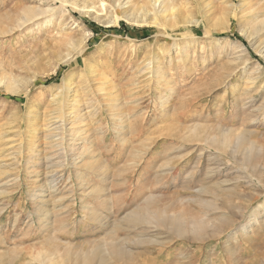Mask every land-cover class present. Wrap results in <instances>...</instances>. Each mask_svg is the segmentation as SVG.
Returning a JSON list of instances; mask_svg holds the SVG:
<instances>
[{
  "label": "rangeland",
  "instance_id": "obj_1",
  "mask_svg": "<svg viewBox=\"0 0 264 264\" xmlns=\"http://www.w3.org/2000/svg\"><path fill=\"white\" fill-rule=\"evenodd\" d=\"M68 1L0 0V264H84L112 239L149 264H264V0ZM150 198L183 237L129 223Z\"/></svg>",
  "mask_w": 264,
  "mask_h": 264
},
{
  "label": "bare ground",
  "instance_id": "obj_2",
  "mask_svg": "<svg viewBox=\"0 0 264 264\" xmlns=\"http://www.w3.org/2000/svg\"><path fill=\"white\" fill-rule=\"evenodd\" d=\"M59 1V0H58ZM68 0H61V2H67ZM149 1V0H148ZM165 1V0H164ZM69 2V1H68ZM157 2H161V0H154V3ZM152 3V2H151ZM241 8L246 11V12H252V7L250 2H248V0H244L241 3ZM75 7L78 8V4L74 3L73 4ZM155 5V4H153ZM160 6V5H159ZM156 8V5L153 6ZM158 7V6H157ZM165 8V7H164ZM85 9V8H84ZM94 10V9H92ZM91 10V11H92ZM251 10V11H250ZM254 11V10H253ZM48 12L49 9L47 10H41L40 12H37L36 14H49ZM242 12V11H241ZM252 14V13H250ZM38 15H34L31 18L28 17V19L25 20H31L32 18L36 17ZM43 16V15H42ZM249 17H251V15H248ZM166 18V17H165ZM242 18H246V14L245 16ZM243 22V21H242ZM22 24V23H21ZM24 24V23H23ZM20 25V23H19ZM91 69V68H90ZM94 70V69H93ZM92 71V70H91ZM91 73V72H90ZM103 74H101L102 76ZM100 76V74H99ZM101 78V77H100ZM99 78V79H100ZM81 80V79H80ZM100 81V80H99ZM101 83V82H100ZM97 84V83H96ZM96 84H92V85H86L84 86L87 92H93L94 90H98L102 95H107L106 94V87H98V85ZM104 84V83H103ZM84 85V84H83ZM100 85V84H99ZM83 87V88H84ZM109 87V86H107ZM64 97L59 101L61 104V112L65 115H68L69 118H71V116H73L74 120H78V119H82L85 114H83V111L81 110V108L83 107V104H81V102L78 100V98L80 97L78 95V90L76 89V86L73 85V83H71L70 81H66L65 85H64ZM74 90V93H72ZM97 91V92H98ZM96 92V91H95ZM94 92V93H95ZM61 93V94H62ZM71 93L73 98L71 97ZM99 94V93H98ZM59 96V95H58ZM62 96V95H60ZM56 98V97H55ZM60 98V97H59ZM105 98V97H104ZM109 98V97H108ZM113 98V97H112ZM115 98V96H114ZM59 102H56L57 104ZM108 103V102H107ZM117 105V104H116ZM56 107V105H55ZM59 108V106H57ZM116 108V107H115ZM86 109V108H85ZM84 109V110H85ZM113 109V108H112ZM56 111V110H54ZM59 111V110H58ZM57 111V112H58ZM86 113V112H85ZM61 114V113H60ZM54 115V114H53ZM61 116V115H59ZM62 117V116H61ZM86 117V116H85ZM57 118V117H56ZM65 118V117H64ZM68 118V117H67ZM60 120V119H58ZM56 121V120H55ZM66 121V120H65ZM82 121V120H81ZM80 121V122H81ZM57 122V121H56ZM79 123V121H77ZM125 122V121H124ZM123 122V123H124ZM83 123V122H82ZM55 125V124H54ZM62 126V125H61ZM60 126V127H61ZM83 127V125H82ZM64 128V127H62ZM61 128V129H62ZM84 128V127H83ZM58 129V127L55 128V130ZM195 129V128H194ZM72 130V129H71ZM81 130L79 128H73V131H71V141L69 142V145H67L70 149V151L75 149L76 145L78 144V140L81 136ZM227 134V133H226ZM225 134V135H226ZM84 135V134H83ZM85 136V135H84ZM227 136V135H226ZM224 137L223 138V145H226V143L229 142L228 137ZM90 137V136H89ZM87 141V140H86ZM244 142L242 136L238 138L237 140V144L242 145ZM86 144V143H85ZM84 144V145H85ZM236 144V145H237ZM244 146V144L242 145ZM92 149V147H90ZM242 148V147H241ZM68 149V150H69ZM80 152V155L83 156H89L90 157V161L86 164H83L82 167L83 169L86 168L87 169H91V167H93L92 165L94 164V161L92 160L93 157L95 158L96 153L95 150H90L82 147V148H78ZM75 151V150H74ZM69 152V151H68ZM70 153V152H69ZM19 154V153H18ZM141 155V154H140ZM254 155V154H253ZM85 156V157H86ZM81 157V158H82ZM79 158V156H78ZM80 159V158H79ZM75 161V160H74ZM77 162V161H76ZM79 162V161H78ZM83 162V161H81ZM75 163V162H74ZM51 164V163H50ZM77 164V163H76ZM97 164V163H96ZM98 165V164H97ZM96 168H98V166H95ZM139 167V166H137ZM101 168V167H100ZM99 168V169H100ZM77 169V168H76ZM79 169V168H78ZM94 169V167H93ZM101 170V169H100ZM89 171V170H88ZM123 174V172H122ZM116 176V175H115ZM122 176V175H121ZM119 177V176H118ZM120 178V177H119ZM53 181V180H52ZM115 187V186H114ZM240 195V194H239ZM242 195V194H241ZM33 196H36L35 193ZM236 196H238V193H236ZM163 208L160 207V205H158V203L156 202L155 198H150L148 199V201L146 200V203L143 205V207H141L139 210L131 212L128 215V220L129 223L132 225H149L152 226L154 228H158L163 226L162 228H166L168 230H171L174 234H176L177 236H182L185 233L184 230V223L182 222V217L181 216H176L175 218H168L167 216H165L164 210H162ZM47 214V212H46ZM174 216V215H173ZM172 216V217H173ZM206 227V224L204 222H196L192 224V232L195 235V238H199L200 235H202V232L204 231ZM244 229V228H243ZM246 229V228H245ZM135 230V229H134ZM242 231V230H241ZM190 232V231H189ZM236 234V233H235ZM239 234V233H238ZM119 240V239H118ZM110 240L111 242L107 243L108 245H105L106 248L104 247V250L96 249V250H91V252L89 253L88 256L85 257L84 259V264H96L95 261H97V264H111V260L116 264V263H122V264H149V261L146 259H143V261H137L139 258H141V256L145 255V254H153V251L151 250H144L143 252H134V250H131V247L128 249L124 244H122V242L119 240ZM125 241V240H124ZM147 241V240H146ZM106 242V241H105ZM125 243V242H124ZM102 246V245H100ZM144 246V245H143ZM142 246V247H143ZM141 247V246H140ZM151 249V248H150ZM153 250V249H152ZM142 251V250H141ZM150 251V252H149ZM161 251V250H160ZM149 252V253H148ZM145 257V256H144ZM142 260V259H141Z\"/></svg>",
  "mask_w": 264,
  "mask_h": 264
}]
</instances>
